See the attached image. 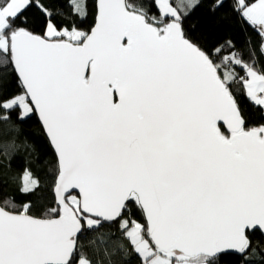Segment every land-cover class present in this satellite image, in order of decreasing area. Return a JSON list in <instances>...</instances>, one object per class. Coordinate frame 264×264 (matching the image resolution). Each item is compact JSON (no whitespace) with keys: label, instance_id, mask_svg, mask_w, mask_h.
Masks as SVG:
<instances>
[{"label":"snow or ice","instance_id":"obj_1","mask_svg":"<svg viewBox=\"0 0 264 264\" xmlns=\"http://www.w3.org/2000/svg\"><path fill=\"white\" fill-rule=\"evenodd\" d=\"M68 3L86 20L89 0ZM198 3L94 0L87 31L45 0H0V69L19 89L0 91V155L10 165L17 125L38 114L56 164L44 215L31 201L0 206V264H114L119 250V264H252L249 233L264 234V123L246 126L231 89L264 110V67L232 41L221 56L224 46L206 50L186 32ZM231 11L264 55V0H233ZM38 187L25 167L19 193ZM105 224L134 255L110 248Z\"/></svg>","mask_w":264,"mask_h":264},{"label":"trees","instance_id":"obj_2","mask_svg":"<svg viewBox=\"0 0 264 264\" xmlns=\"http://www.w3.org/2000/svg\"><path fill=\"white\" fill-rule=\"evenodd\" d=\"M135 2L139 3L140 0H135ZM144 2L147 5L150 0H144ZM45 3L50 4L56 13L62 12L64 14L62 16L57 15L58 19H64L68 23L75 22L83 30L90 31L91 26L94 24V0H89V15L83 22L80 21L79 17L71 14L68 0H45ZM173 3L175 4V0H173ZM223 3V7L213 11L215 0H199L198 5L192 9L184 21L185 31L198 38V42L206 50L210 51L213 47L224 46L221 56L230 51L227 42L232 41L235 48L231 50L242 53L243 59L248 63H253L254 59L257 68L264 67V55L260 54L258 47V34L247 24H242L239 18L233 15L231 11L233 0H223ZM150 14H155V10ZM27 15L31 23L35 15V9L30 10ZM35 30L39 31V28L37 27ZM249 40L251 41L250 44L247 43ZM252 52H255L254 58L251 55ZM237 71L240 75H243L240 69H237ZM0 77H2L0 79V91L3 92L4 96H11L19 91L15 74L7 75L0 69ZM231 90L245 119L246 126L253 127L264 123V111L252 104L244 94L242 87L236 83L232 85ZM17 126L20 128L19 139L17 140L19 148L12 156L10 165L9 160L0 155V206H6L9 209L19 208L22 203L31 201L33 204L32 214L42 216L44 215V209L48 206H55L56 203L53 195L56 176L54 155L35 114ZM218 126L227 133L222 125L218 124ZM3 127L4 125L0 124V129ZM25 142H27V148L24 147ZM25 167H29L33 177L39 181V187L28 195L21 194L18 191ZM73 195L75 194L73 193ZM5 200L8 201L7 205L4 204ZM133 211L135 213L134 218L142 220V214L139 213L138 209H133ZM99 231L104 234H112L110 248L117 247L111 241H118L125 245L129 255H134L131 253L127 241L123 240L117 230V225L105 224ZM96 235V233H90L89 238ZM249 235L252 240V247L256 250V255L251 257L252 264H264L263 236L258 231L251 232ZM127 258L122 250L117 251L112 257L114 264H119ZM132 264H136L135 260H132ZM221 264H239V262L234 257H225L222 259Z\"/></svg>","mask_w":264,"mask_h":264},{"label":"water","instance_id":"obj_3","mask_svg":"<svg viewBox=\"0 0 264 264\" xmlns=\"http://www.w3.org/2000/svg\"><path fill=\"white\" fill-rule=\"evenodd\" d=\"M36 115V117H37V119H38V121H39V117H38V114H35ZM39 123H40V121H39ZM218 124H220V125H222L226 130H227V127H226V125H224L223 124V121H218L217 122ZM40 125H41V127H42V124L40 123ZM43 129V128H42ZM44 132V131H43ZM44 135H45V137H46V134L44 133ZM46 139H47V137H46ZM48 141V140H47ZM54 186H55V183H54ZM75 194V195H78V190H72V193L71 194ZM53 195H54V198H55V201H56V197H55V192H54V187H53ZM262 236H263V238H264V234H262L260 231H258ZM251 233V232H250Z\"/></svg>","mask_w":264,"mask_h":264},{"label":"crops","instance_id":"obj_4","mask_svg":"<svg viewBox=\"0 0 264 264\" xmlns=\"http://www.w3.org/2000/svg\"><path fill=\"white\" fill-rule=\"evenodd\" d=\"M264 111V110H263Z\"/></svg>","mask_w":264,"mask_h":264}]
</instances>
